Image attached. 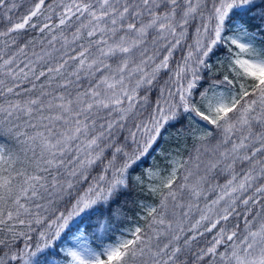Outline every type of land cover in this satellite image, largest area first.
I'll return each mask as SVG.
<instances>
[{
	"label": "snow or ice",
	"instance_id": "obj_1",
	"mask_svg": "<svg viewBox=\"0 0 264 264\" xmlns=\"http://www.w3.org/2000/svg\"><path fill=\"white\" fill-rule=\"evenodd\" d=\"M0 264H264V0H0Z\"/></svg>",
	"mask_w": 264,
	"mask_h": 264
},
{
	"label": "trees",
	"instance_id": "obj_2",
	"mask_svg": "<svg viewBox=\"0 0 264 264\" xmlns=\"http://www.w3.org/2000/svg\"><path fill=\"white\" fill-rule=\"evenodd\" d=\"M172 147H174V142L166 138L165 141L161 142L159 150L157 152H154L152 156L149 157V160L146 162L145 167L160 163L162 160L161 152ZM189 147H191V144H189ZM141 171H143V168L141 169Z\"/></svg>",
	"mask_w": 264,
	"mask_h": 264
}]
</instances>
